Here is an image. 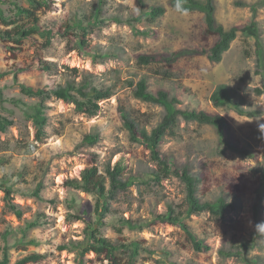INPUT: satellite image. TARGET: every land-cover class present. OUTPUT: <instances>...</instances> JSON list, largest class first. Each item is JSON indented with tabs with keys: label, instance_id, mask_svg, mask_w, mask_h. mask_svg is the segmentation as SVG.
I'll return each mask as SVG.
<instances>
[{
	"label": "rangeland",
	"instance_id": "1",
	"mask_svg": "<svg viewBox=\"0 0 264 264\" xmlns=\"http://www.w3.org/2000/svg\"><path fill=\"white\" fill-rule=\"evenodd\" d=\"M169 1L53 0L51 8L41 12L43 22L52 26L55 33L51 45L46 46L40 38L38 44H27L17 55L0 46V71L14 62L38 64L45 59L57 64L55 71L33 69L20 74L31 84L51 88L64 83L65 74L69 73L66 66H70L93 73L95 84L112 86L115 91L100 102L101 109L94 116L78 112L73 103L48 99L46 136L41 140L36 138L32 121L24 116L26 106L0 104V113L14 120L6 132L0 131V261L8 245L10 264L33 252L45 257L27 264H111L94 252L82 258L73 251L59 250L58 245L82 239L86 218H96L95 197L69 186L67 180L80 177L90 165L107 174L109 165L113 168L120 164L123 177L133 182L110 199L109 212L99 223L100 231L114 241H143V246L151 251H142L138 264H186L190 260L197 264H264V230L258 227L264 223V115H239L229 108L216 107L211 99L217 86L225 83L245 108L264 109V94L256 93V88H264V81L256 72L255 51L258 42L264 48V0H243L256 2V11L236 5V0H216L217 19L226 27L240 28L230 49L217 63L203 54L167 60L182 49L200 51L216 39L205 35L203 13L177 12ZM20 3L28 4L27 0ZM99 5L104 21L91 27L87 34L88 47L98 56L94 61L80 49L78 39L63 37L57 31L67 22L73 24L76 18H93ZM158 5L167 11L150 21L142 11ZM114 17L123 21L118 23ZM134 28L152 32L136 34ZM140 55H151L155 60L147 65L139 63ZM81 78L82 75L77 80ZM141 78L147 80L151 91L163 89L177 96L179 107L219 113L230 123L225 152L222 136L215 128L183 119L175 133L166 135L161 143L165 158L175 160L179 168L189 166L191 173L199 177L198 195L202 200L223 196L234 203L222 218L203 212L187 219L197 236L212 245L211 251L196 250L180 226L154 219V215L167 210L168 203L184 205L186 187L175 175L148 182V173L159 168V164L149 148L131 139L123 123L121 106L148 130L164 115L162 105L144 102L134 96V87H123L128 80L137 84ZM12 85V75L0 79L5 96L28 103L37 100ZM90 133L98 135L97 142L87 140ZM40 183L41 198L30 195ZM7 188L11 189L9 199ZM8 200L18 204L21 212L10 209ZM86 209L89 215L84 214ZM122 218L149 224L132 229ZM34 220H38V225L27 229ZM29 240L35 243H28ZM242 242L248 243L244 248L246 257L223 258L220 254L221 248L233 250Z\"/></svg>",
	"mask_w": 264,
	"mask_h": 264
},
{
	"label": "trees",
	"instance_id": "2",
	"mask_svg": "<svg viewBox=\"0 0 264 264\" xmlns=\"http://www.w3.org/2000/svg\"><path fill=\"white\" fill-rule=\"evenodd\" d=\"M53 0H27L28 4L23 5L20 0H0V21L3 25L0 28V46H3L7 51L17 55L22 52L27 44L36 45L39 39H44L46 46L51 45L52 39L55 36L52 26L45 24L42 20V10H49ZM170 5L177 12H192L198 11L204 14L206 24L205 35L215 37V42L208 47L202 48L200 51L193 49H182L168 61H177L181 57L187 55L203 54L211 62H220L223 55L231 47L232 42L236 39L240 28L236 25L226 27L216 16L217 5L216 0H170ZM238 6H250L256 11L257 4L248 3L243 0H236ZM8 5L9 8H5ZM143 6V1H141ZM8 11L11 13L7 14ZM167 8L162 5L153 6L148 10L142 11L145 17L150 21H155L158 17L165 14ZM102 12L101 5L95 7L93 18L84 16L75 20L72 24L67 22L61 25L57 33L63 37H75L78 39L80 49L90 55L93 60L97 59L94 49L88 47L87 34L94 25L103 23L100 18ZM116 22L121 23L123 20L119 17L113 18ZM64 27V28H62ZM79 29L76 32L75 29ZM136 34H149L150 29L140 30L134 28ZM259 44L256 47V72L261 75L264 81V48ZM104 55L101 54V57ZM155 60L151 55H140L139 63L150 64ZM69 71L66 75L64 83H58L56 86L48 88L46 86L34 85L25 78H20V74L33 70L41 69L42 71H55L58 69L56 63L41 59L38 64H18L16 62L3 68L0 71V79L12 75L13 85L20 88L21 93L30 98H37L35 102H25L22 98L7 97L4 94L3 88L0 87V104L3 107L5 103H12L14 106L24 108V116L27 120L32 121L36 129V138L41 140L46 136V125L48 123L47 110L49 108L46 103L48 99L55 97L66 102L73 103L78 112L85 113L88 116L97 115L101 109L100 102L108 99L115 94L112 86H99L94 83V74L81 71L78 67L66 66ZM82 75L80 80L77 78ZM123 87H134V96L144 102L157 103L165 108L164 115L161 121L152 129L148 130L145 127L139 126L135 118L131 117L129 111L120 107V115L124 125L129 130L130 137L133 141L144 144L151 151V156L159 164V168L148 173V182H160L163 177L170 175L178 176L186 187V197L184 205L175 206L173 203H168L167 210L163 213L154 215L155 221L178 225L184 229L187 236L190 238L193 247L198 251H211L212 245L206 240L199 238L193 230L187 219L192 215L209 212L216 218H222L226 212L234 207L233 202H229L225 197L219 196L214 200H202L198 195L199 177L191 173L189 166L179 168L175 160L165 158L161 152V143L168 134H174L178 127L180 119L186 122H197L199 124L211 125L222 136L224 148L222 152L228 148L226 141L230 138V123L219 113H210L197 108H181L178 105L181 103L175 95H170L166 90L160 89L158 92H153L149 89L148 82L145 78H141L137 84L134 80H128ZM258 95L264 94V88H256ZM211 99L216 107H226L234 110L239 115L249 117H257L264 115V109L245 108L243 102L234 95L230 87L225 84H219L213 92ZM14 124V120L0 113V131L6 132L10 126ZM225 136V139L223 138ZM87 140L91 143L98 141V135L93 133L87 134ZM229 142V141H228ZM231 143V142H229ZM236 145L229 144V147L235 148ZM123 166L115 165L113 168L107 167V174H103L96 165H90L83 169L80 177L69 178L67 184L73 188L85 191L93 195L96 199L94 215L95 220L86 218V227L84 237L82 239L70 240L61 242L58 245L59 250H69L75 252L78 256L84 258L86 254L94 252L98 257H104L111 264H138V257L142 251H151L146 246H143V241L136 239L129 242L121 240H111L101 234L100 222L103 221L107 212H109L110 199H114L116 195L126 190L133 182L130 178L125 179L122 175ZM109 182V183H108ZM43 184L40 183L37 188L30 193L37 198H41ZM11 196V189H6V198ZM10 209L19 211V205L8 200ZM184 206V208H183ZM85 215H89V210L84 211ZM81 219V216L71 215ZM122 222L127 224L129 228H143L149 223L140 222L122 218ZM38 220L29 223L27 229L38 225ZM27 229L25 231H27ZM26 234V233H25ZM8 233H5V238ZM28 243H35V240H29ZM247 242H242L238 247L231 249H220V254L223 258L231 256L246 257ZM45 257L44 254L33 252L23 256L15 261L14 264H27L29 262H38ZM9 246L6 245L3 250V257L0 264H10ZM186 264H197L190 260Z\"/></svg>",
	"mask_w": 264,
	"mask_h": 264
},
{
	"label": "clouds",
	"instance_id": "3",
	"mask_svg": "<svg viewBox=\"0 0 264 264\" xmlns=\"http://www.w3.org/2000/svg\"><path fill=\"white\" fill-rule=\"evenodd\" d=\"M262 134H264V129L261 130ZM262 230H264V223L258 225Z\"/></svg>",
	"mask_w": 264,
	"mask_h": 264
}]
</instances>
